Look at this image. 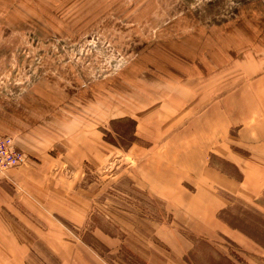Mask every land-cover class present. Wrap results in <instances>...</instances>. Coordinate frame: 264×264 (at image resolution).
<instances>
[{"label": "rangeland", "instance_id": "obj_1", "mask_svg": "<svg viewBox=\"0 0 264 264\" xmlns=\"http://www.w3.org/2000/svg\"><path fill=\"white\" fill-rule=\"evenodd\" d=\"M209 1L0 0V80L30 90L22 100L29 123L21 137L8 136L26 157L20 167L32 169L21 177L42 178L38 197L9 176L19 167L0 176L16 196L9 203L13 213L2 212L14 239V257L3 264H142L154 254L157 264L165 257L149 244L171 230L192 246L183 259L193 264L206 253L203 245L219 251L206 248L204 260L244 255L262 264L261 250L239 246L235 229L258 241L260 234L243 229L227 211L221 221L234 233L224 224L230 233L218 225L225 234L193 235L173 215V203L153 201L130 178L140 157L134 146L153 144L166 119L162 105L178 90L166 73L183 54L178 60L172 54L197 46L183 36L225 30L206 25L213 14ZM118 118L126 121L110 124ZM135 124L143 137L134 135Z\"/></svg>", "mask_w": 264, "mask_h": 264}, {"label": "crops", "instance_id": "obj_2", "mask_svg": "<svg viewBox=\"0 0 264 264\" xmlns=\"http://www.w3.org/2000/svg\"><path fill=\"white\" fill-rule=\"evenodd\" d=\"M205 5L213 10L206 25L225 30L201 39V35L183 36L197 46L172 54L174 60L183 54L182 63L174 62L172 72L166 73L173 76L172 84L178 90L161 104L166 119L156 127L153 144L132 148L140 157L135 158L130 178L134 186L148 191L153 201L173 203V215L193 235L209 238L225 234L217 230L218 225L234 233L233 227L221 221V212L227 211L243 229L261 236L258 241L237 227L241 241L237 244L246 249L253 247L252 243L264 256V0H210ZM9 80H0V137H21L30 118L29 105L22 107V100L30 90ZM210 82L213 84L205 92L204 86ZM124 121L126 118L113 119L110 124ZM134 135L143 137L136 124ZM18 167L11 173L12 169L7 170L4 176L9 173L27 188L28 195L41 196L42 178L21 177L32 169ZM121 180L127 181V177ZM5 182L0 180V239L5 240L0 244V264L2 259L14 257L13 233L2 212L13 213L11 204L16 196ZM18 198L26 210L29 203L20 195ZM166 234L169 236L158 238L160 243L149 244V249L153 247L165 257L157 264H193L183 259L192 247L188 241L177 230ZM206 246L219 252L212 245ZM204 248V255H210ZM204 255L196 264H254L244 255H239L240 260L225 255L204 260ZM155 256L143 258L142 264H155L151 261ZM89 264L106 263L89 260Z\"/></svg>", "mask_w": 264, "mask_h": 264}, {"label": "built area", "instance_id": "obj_3", "mask_svg": "<svg viewBox=\"0 0 264 264\" xmlns=\"http://www.w3.org/2000/svg\"><path fill=\"white\" fill-rule=\"evenodd\" d=\"M26 162L25 155L17 149L12 137H0V174H4L9 169L16 168Z\"/></svg>", "mask_w": 264, "mask_h": 264}]
</instances>
